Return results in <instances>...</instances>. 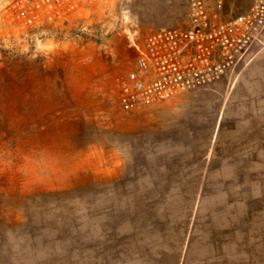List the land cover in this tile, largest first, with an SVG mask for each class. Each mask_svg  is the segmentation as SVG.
<instances>
[{
    "label": "rangeland",
    "instance_id": "1",
    "mask_svg": "<svg viewBox=\"0 0 264 264\" xmlns=\"http://www.w3.org/2000/svg\"><path fill=\"white\" fill-rule=\"evenodd\" d=\"M188 11L102 0L26 29L0 14V264H264V29L220 80L118 102L136 44Z\"/></svg>",
    "mask_w": 264,
    "mask_h": 264
},
{
    "label": "built area",
    "instance_id": "2",
    "mask_svg": "<svg viewBox=\"0 0 264 264\" xmlns=\"http://www.w3.org/2000/svg\"><path fill=\"white\" fill-rule=\"evenodd\" d=\"M102 0H0V14L15 28L62 22ZM215 8L207 0H187L188 21L161 26L135 46L132 66L120 79L118 102L124 110L149 106L220 80L264 29V0L245 9Z\"/></svg>",
    "mask_w": 264,
    "mask_h": 264
},
{
    "label": "crops",
    "instance_id": "3",
    "mask_svg": "<svg viewBox=\"0 0 264 264\" xmlns=\"http://www.w3.org/2000/svg\"><path fill=\"white\" fill-rule=\"evenodd\" d=\"M207 3L211 9L216 7V3L214 4L211 0H207ZM224 6H225L226 10L229 9L231 11H238L241 9H245L247 7V5L243 7V5L238 4V3H236V5H228V6L225 4Z\"/></svg>",
    "mask_w": 264,
    "mask_h": 264
}]
</instances>
